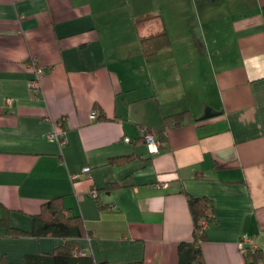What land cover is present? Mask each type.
Returning a JSON list of instances; mask_svg holds the SVG:
<instances>
[{
    "label": "crops",
    "instance_id": "1",
    "mask_svg": "<svg viewBox=\"0 0 264 264\" xmlns=\"http://www.w3.org/2000/svg\"><path fill=\"white\" fill-rule=\"evenodd\" d=\"M163 28L169 43L144 56L140 38ZM57 196L97 261L177 264L188 196H206L202 263L246 264L248 236L264 264V0H0V201L28 230ZM3 231L12 263L63 242Z\"/></svg>",
    "mask_w": 264,
    "mask_h": 264
},
{
    "label": "trees",
    "instance_id": "2",
    "mask_svg": "<svg viewBox=\"0 0 264 264\" xmlns=\"http://www.w3.org/2000/svg\"><path fill=\"white\" fill-rule=\"evenodd\" d=\"M169 43L167 31L163 28L157 32L144 35L140 38L141 50L144 56L155 53L159 48ZM184 112H177L166 115L165 123H179L184 116ZM148 130V129H147ZM157 148L162 147L165 135L162 131L156 130ZM144 137V133L142 134ZM144 140V139H143ZM122 157H114L111 160H121ZM188 206L193 222V233L191 240H182L178 243L177 264H203L200 242L204 238L203 221H210L212 202L206 196H188ZM9 208L0 201V228L4 234L10 236L33 235L58 236L63 242L55 246L50 251H39L37 253H26L22 259L16 263L0 259V264H115L107 261H97L92 255L77 251L75 246L77 237L85 234V228L77 215H66L60 197H52L44 201L40 210L32 214V224L30 229L25 230L14 227L9 223ZM257 251H247L246 264H255ZM133 264H146L141 261ZM164 264V263H153Z\"/></svg>",
    "mask_w": 264,
    "mask_h": 264
},
{
    "label": "built area",
    "instance_id": "3",
    "mask_svg": "<svg viewBox=\"0 0 264 264\" xmlns=\"http://www.w3.org/2000/svg\"><path fill=\"white\" fill-rule=\"evenodd\" d=\"M27 66L31 70V77L29 78L28 84L33 94L36 95L41 90V84L40 79L42 76V68L38 64V61L36 58L31 57L28 62ZM97 111L93 110L91 113V116H96ZM48 138L50 139H56V140H63L64 139V130L63 129H53L48 135ZM126 141L130 140L129 137H124ZM144 141L147 143L151 151H155L157 148V140L153 133H151L149 130L144 129ZM84 171H88L89 167H83ZM91 196H96L97 192L95 189H91L88 193ZM207 224V221H203V226ZM238 248L243 252L247 253V251H254L258 249V246L255 242L252 241L251 238L248 236H243L241 240L238 242Z\"/></svg>",
    "mask_w": 264,
    "mask_h": 264
}]
</instances>
